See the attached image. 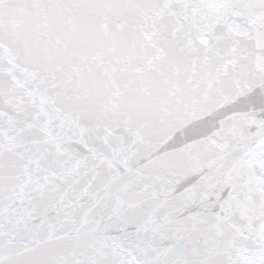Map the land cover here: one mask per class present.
I'll return each instance as SVG.
<instances>
[{
    "label": "snow or ice",
    "instance_id": "1",
    "mask_svg": "<svg viewBox=\"0 0 264 264\" xmlns=\"http://www.w3.org/2000/svg\"><path fill=\"white\" fill-rule=\"evenodd\" d=\"M0 264H264V0H0Z\"/></svg>",
    "mask_w": 264,
    "mask_h": 264
}]
</instances>
